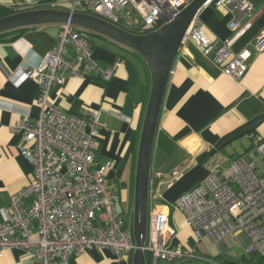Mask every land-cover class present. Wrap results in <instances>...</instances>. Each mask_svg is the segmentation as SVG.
<instances>
[{
  "label": "built area",
  "instance_id": "obj_1",
  "mask_svg": "<svg viewBox=\"0 0 264 264\" xmlns=\"http://www.w3.org/2000/svg\"><path fill=\"white\" fill-rule=\"evenodd\" d=\"M192 0H42L17 3L13 9L60 8L88 13L122 26L120 12L130 8L142 21L138 33H149L179 14ZM1 4V0H0ZM229 6L235 13L229 21L231 36L214 40L204 31L198 15L189 26L182 46L193 42L203 55L233 79L248 69L252 49L264 51V31L246 48L233 53L234 42L250 28L257 16L254 0H207L204 4ZM200 13V12H199ZM86 34L66 24L59 28L56 41L28 69L39 84L38 119H22L11 125L13 133L28 143L22 154L33 164L32 182L12 196L6 221L0 224V253L18 248L30 254L34 264H68L71 254L91 247L110 249L117 257L133 255L136 243L132 217L117 209L120 192L108 178L110 161L97 163L102 110L87 116L67 114L51 102L50 92L69 76H91L105 82L114 77L122 59L104 66L93 57ZM255 150L260 161L239 155L230 159L214 154L206 161L209 170L204 182L183 193L173 204L152 201L148 214V235L144 250L150 264L160 259L191 257L193 250L177 242L178 230L172 224V209L181 211L201 239L215 243L228 236L244 242L247 253L264 260V135H259ZM29 197L28 205L21 199ZM217 263V262H216ZM260 264V263H258Z\"/></svg>",
  "mask_w": 264,
  "mask_h": 264
},
{
  "label": "crops",
  "instance_id": "obj_2",
  "mask_svg": "<svg viewBox=\"0 0 264 264\" xmlns=\"http://www.w3.org/2000/svg\"><path fill=\"white\" fill-rule=\"evenodd\" d=\"M31 1L21 0L28 4ZM254 2L257 16L234 42V54L249 48L264 31V0ZM14 3L16 0H1L0 13L12 10ZM234 15L229 6L206 5L198 17L211 39L224 41L232 34L229 21ZM59 28L37 26L0 36V224L6 221L12 196L33 180L34 166L21 152L28 143L10 127L22 119L35 121L40 116L39 84L27 72L51 48ZM93 46V57L99 63H114L115 52ZM135 58L129 59L138 77L132 84L127 83L129 70L122 59L110 82L91 76L71 77L61 69L65 83L55 85L50 92L51 102L67 114L87 116L93 110H102L104 125L95 159L97 163H112L108 178L123 198L131 195L135 183L151 89L145 61L140 56ZM259 135H264V51L252 49L247 71L241 78L233 79L193 42L186 43L176 59L164 98L152 166L151 200L174 203L183 193L204 182L209 173L206 161L214 154L227 158L223 165L239 155L259 161L255 150ZM29 202V197L21 199L24 205ZM170 218L178 230L177 242L183 246L184 237L187 234L189 238L191 233L187 220L176 209L171 210ZM0 264L34 263L30 254L10 248L0 253ZM68 264H132V255L119 258L110 249L91 247L73 252Z\"/></svg>",
  "mask_w": 264,
  "mask_h": 264
},
{
  "label": "water",
  "instance_id": "obj_3",
  "mask_svg": "<svg viewBox=\"0 0 264 264\" xmlns=\"http://www.w3.org/2000/svg\"><path fill=\"white\" fill-rule=\"evenodd\" d=\"M207 0H192L179 14L149 33H135L98 16L60 8H32L0 16V36L31 27L70 24L140 56L151 75V89L139 142L133 207L136 249L132 264H147L146 245L151 174L161 113L167 87L183 38Z\"/></svg>",
  "mask_w": 264,
  "mask_h": 264
},
{
  "label": "rangeland",
  "instance_id": "obj_4",
  "mask_svg": "<svg viewBox=\"0 0 264 264\" xmlns=\"http://www.w3.org/2000/svg\"><path fill=\"white\" fill-rule=\"evenodd\" d=\"M130 8V14H126L125 11L120 12L121 16V22L130 27H140L142 24V21L140 19V16L133 11L132 7ZM59 32V31H58ZM85 41L89 43L90 45H98L108 48L110 51L118 53L121 56H124L130 60H135V55L132 53H129L126 50H123L119 47H116L105 40H102L92 34L86 33ZM259 161L262 160L260 157L257 158ZM124 177L128 178V174L125 173ZM114 183V180L112 181ZM134 185L131 192V195L127 198L121 199V201L117 204V209L127 216L128 218H131L133 216V207H134ZM175 203V202H174ZM173 204V203H171ZM188 223V222H187ZM190 227V237L186 236L184 237V249H189L190 251L193 250L191 257H183L178 258L174 260H165L160 259L158 261V264H216L219 263L218 260H220V255L222 256H234L236 258L242 257L244 254L249 256V254L246 251V246L243 244V242L239 241L236 242L233 237L228 236L224 239L223 242L215 243L212 241L208 236L204 235L201 239H199L190 224L188 223ZM188 238V239H187ZM223 244V245H222ZM257 259L258 257L255 256ZM264 264V263H263Z\"/></svg>",
  "mask_w": 264,
  "mask_h": 264
},
{
  "label": "trees",
  "instance_id": "obj_5",
  "mask_svg": "<svg viewBox=\"0 0 264 264\" xmlns=\"http://www.w3.org/2000/svg\"><path fill=\"white\" fill-rule=\"evenodd\" d=\"M11 9L12 10L6 11L4 13H0V16H4V15H7V14H10V13H13V12L20 11L19 9H13V8H11ZM122 26L127 28L128 30H130L132 32H135V33L140 32L139 27H130V26H126L124 24H122ZM84 33L86 34L87 32H84ZM5 35H8V34H5ZM92 47H94V46L92 45ZM116 54H117V58L125 59V61L127 63V67H128V70H129V78H128L127 83L128 84L134 83L137 80V78H138L137 77V70L135 69V66L132 64V62L128 58H126L124 56H121L118 53H116ZM255 256L258 257V258L256 259ZM220 258L221 259L218 260L219 263H216V264H258V263L263 264L264 263L263 258L258 256V255H255V254H250L249 256L244 254L240 258H236L235 256H231L230 257L228 255H226V256L220 255ZM146 259H147V264H150V256L148 255V253H146Z\"/></svg>",
  "mask_w": 264,
  "mask_h": 264
}]
</instances>
